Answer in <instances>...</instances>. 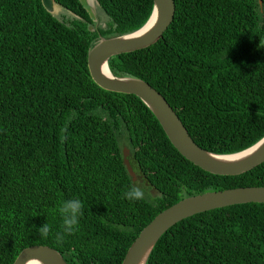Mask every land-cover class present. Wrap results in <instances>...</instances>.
Returning <instances> with one entry per match:
<instances>
[{
  "label": "trees",
  "instance_id": "1",
  "mask_svg": "<svg viewBox=\"0 0 264 264\" xmlns=\"http://www.w3.org/2000/svg\"><path fill=\"white\" fill-rule=\"evenodd\" d=\"M53 1L75 17L53 18L39 0H0V264L29 246L49 247L65 264H120L138 232L181 199L264 187V161L236 176L206 173L174 150L136 97L90 79L88 50L139 29L151 0H95L106 22L92 31L76 0ZM172 2L160 39L109 58L110 74L157 92L203 151L247 149L264 135V0ZM133 185L144 201L124 197ZM73 198L83 202L79 231L58 244L55 209ZM145 264H264V204L177 222Z\"/></svg>",
  "mask_w": 264,
  "mask_h": 264
},
{
  "label": "water",
  "instance_id": "2",
  "mask_svg": "<svg viewBox=\"0 0 264 264\" xmlns=\"http://www.w3.org/2000/svg\"><path fill=\"white\" fill-rule=\"evenodd\" d=\"M93 24L98 23V16H103L95 0H76ZM42 9L51 17H75L53 0H39ZM150 15L136 31L111 37L98 38L86 54V68L92 82L101 90L132 95L136 97L152 114L164 136L174 150L186 161L200 170L217 176H236L264 161V135L252 146L240 152L218 155L198 148L188 136L177 116L164 99L146 83L133 78L113 77L107 61L112 56L130 53L153 45L160 39L162 32L173 16L172 0H151ZM150 22L148 28L142 29ZM128 150L122 148L121 161L131 182L136 180L128 163ZM264 204V187H245L217 192H205L181 199L159 212L145 225L128 246L120 264H145L156 241L177 222L195 214L238 204ZM11 264H65L60 255L45 246H29L22 249Z\"/></svg>",
  "mask_w": 264,
  "mask_h": 264
},
{
  "label": "clouds",
  "instance_id": "3",
  "mask_svg": "<svg viewBox=\"0 0 264 264\" xmlns=\"http://www.w3.org/2000/svg\"><path fill=\"white\" fill-rule=\"evenodd\" d=\"M145 195L144 189L135 185L131 186L124 193V197L129 201H144ZM55 211L62 220V230L55 234V240L58 244H62L66 236L75 234L79 231L80 217L83 215V202L78 198L68 199L63 201ZM37 231L40 238L46 239L49 237L52 229L46 222L39 227Z\"/></svg>",
  "mask_w": 264,
  "mask_h": 264
},
{
  "label": "rangeland",
  "instance_id": "4",
  "mask_svg": "<svg viewBox=\"0 0 264 264\" xmlns=\"http://www.w3.org/2000/svg\"><path fill=\"white\" fill-rule=\"evenodd\" d=\"M64 17H67V16H64ZM67 18H69V17H67ZM105 22H106L105 17H103V16H98V23L96 24V26H99V27H101V28H104V26H105Z\"/></svg>",
  "mask_w": 264,
  "mask_h": 264
},
{
  "label": "bare ground",
  "instance_id": "5",
  "mask_svg": "<svg viewBox=\"0 0 264 264\" xmlns=\"http://www.w3.org/2000/svg\"><path fill=\"white\" fill-rule=\"evenodd\" d=\"M150 25V22L142 29V31L141 32H143V31H145L146 30V28H148V26ZM109 157V156H108Z\"/></svg>",
  "mask_w": 264,
  "mask_h": 264
}]
</instances>
